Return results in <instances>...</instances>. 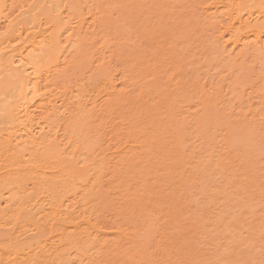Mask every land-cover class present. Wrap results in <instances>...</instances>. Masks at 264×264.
I'll return each mask as SVG.
<instances>
[{
    "label": "bare ground",
    "instance_id": "1",
    "mask_svg": "<svg viewBox=\"0 0 264 264\" xmlns=\"http://www.w3.org/2000/svg\"><path fill=\"white\" fill-rule=\"evenodd\" d=\"M119 1L122 2L0 0V76L5 78L0 81V98L14 96L0 110L3 112L0 115L3 118L0 123V264H104L108 252L117 253L127 246V234L111 235L92 207L102 192L109 195L110 188L115 191L111 186L113 179L122 178L128 166L133 168L135 164L153 161L149 158L153 152L149 137L157 133V126L153 125L154 134L142 130L147 143L142 137L137 138L138 132L132 128L129 118L122 116L131 113L125 112L127 106L123 103L130 102L136 107L139 102L141 107H146L151 100H158L161 104L152 109L157 111L166 105L170 117L179 116L182 108L178 114L171 113L175 102L172 96L179 90L173 84L174 77L168 74V61L174 59L171 50L167 49L169 59L160 53L154 57L166 36L162 35L158 15L155 21H147L150 32L143 40L147 39L148 51L137 44V50L133 47L129 51L133 61L139 62L129 72L141 94L136 98L137 103L128 91L117 89L120 80L113 70L114 63L111 64L113 55L105 57L104 50L109 48L105 39ZM124 2L126 6L121 4L126 8L133 7L132 3ZM197 5L206 31L230 61L236 63L250 51H264V0H205ZM133 24L132 28L141 26L138 19ZM157 63H162V68H157ZM82 64H87L89 78L99 81L95 95L87 94L85 84L81 83L89 80L86 74L87 79L79 76ZM142 67L145 68L142 73H137ZM198 83L195 85L203 97L215 95L212 88L211 93L206 91L210 84L204 87L201 85L204 82ZM164 87L174 88L167 97ZM152 95L157 97L152 99ZM139 111L144 110L139 108ZM198 115L196 111L193 117ZM147 123L145 119L140 125ZM97 143L100 145L92 150ZM174 143H178L175 147L185 145L183 141ZM175 147H167L165 151L172 154L170 159L182 158L173 163L174 167H180L186 156ZM137 160L140 162L136 163ZM117 194L120 193L112 195ZM145 218L140 227L147 226L150 230L161 225L160 219L166 217L163 215L158 220L148 215ZM155 230L153 233L158 234L163 228Z\"/></svg>",
    "mask_w": 264,
    "mask_h": 264
},
{
    "label": "rangeland",
    "instance_id": "2",
    "mask_svg": "<svg viewBox=\"0 0 264 264\" xmlns=\"http://www.w3.org/2000/svg\"><path fill=\"white\" fill-rule=\"evenodd\" d=\"M141 1L126 0L132 3L130 8L120 1L115 6L117 11L111 15L109 39H105L106 46L111 49L104 50L105 57L113 55L111 64H115L116 67L112 64L113 70L120 80L117 89L128 91L131 99L135 96L133 101L137 103L139 87L129 72L139 62L133 61L129 51L133 47L137 50L138 46L148 51L147 39L143 40L150 32L147 26L156 20L157 15L160 16L162 35L166 36L154 57L160 53L167 59L171 50L174 59L168 61V74L174 77L173 84L179 89L172 96V102H175L171 113L178 114L179 108L183 113L170 117L166 105H162L161 110L152 109L160 102L158 100H151L146 107H141L139 102L136 107L130 102L123 103L127 106L125 112L131 113L122 116L129 118L132 128L138 132L137 138L142 137L147 143L142 130L154 134L153 125L157 126V133L149 137L153 151L149 158H153V164L128 166L122 178H114L111 185L114 192L120 194L112 195L114 192L110 188L107 192L111 193L102 192L92 206L111 235L127 234V246L117 253L108 252L104 264H264V51H250L246 56L248 59L245 57L236 63L230 61L211 33L206 31L205 22L199 16L197 4L205 0ZM194 12L198 16L192 14ZM135 19L144 27L132 28ZM162 65L157 63L155 66L162 68ZM87 69V64H82L79 76L89 78ZM143 69L137 73H142ZM3 76L0 81H5ZM87 76L83 78L87 79ZM90 78L81 83L85 84L87 94L95 95L99 81ZM198 81L200 84L204 82L201 84L204 87L207 83L212 85L206 91L211 93L212 88L215 95L203 97L195 85ZM173 89L162 88L166 97ZM145 91L147 88L144 95ZM10 97L0 98V110L8 101H13L14 96ZM156 97L151 96L152 99ZM196 111L199 115L193 117ZM2 119L0 116V123ZM145 119L147 125H140ZM127 133H130L128 129ZM175 141H183L185 145L175 147L178 144ZM99 145L97 143L91 149L95 150ZM172 146L184 151L186 156L180 167H174L173 163L182 158L170 159L172 154L165 151ZM148 215L158 220L164 215L166 218L158 223L166 226L155 225L150 230L147 226L140 227ZM159 228L165 233H153Z\"/></svg>",
    "mask_w": 264,
    "mask_h": 264
}]
</instances>
